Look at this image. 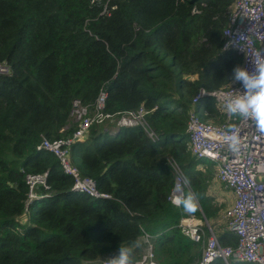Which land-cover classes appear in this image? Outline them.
I'll use <instances>...</instances> for the list:
<instances>
[{"label":"trees","instance_id":"obj_1","mask_svg":"<svg viewBox=\"0 0 264 264\" xmlns=\"http://www.w3.org/2000/svg\"><path fill=\"white\" fill-rule=\"evenodd\" d=\"M234 1L0 0V62L10 66L0 74V264H102L120 246L136 264L146 234L160 264L200 263L203 244L179 223L210 221L220 208L208 194L213 171L188 149L187 119L200 88L229 84L242 63L224 49ZM102 89L106 113L145 105L156 135L94 125L72 143L71 163L108 198L73 190L60 159L39 149L73 136L74 101L92 109ZM194 108L204 120L221 115L212 98ZM173 162L191 180L194 213L171 202ZM43 173L47 187L29 201L27 176ZM219 239L237 241L229 230Z\"/></svg>","mask_w":264,"mask_h":264},{"label":"built area","instance_id":"obj_2","mask_svg":"<svg viewBox=\"0 0 264 264\" xmlns=\"http://www.w3.org/2000/svg\"><path fill=\"white\" fill-rule=\"evenodd\" d=\"M223 35L224 49L225 45H229L227 49H233L242 56L241 66L251 68L252 65L246 62L239 49L244 47L251 52L264 48V0H235ZM9 73L10 66L0 62V74ZM239 91L242 88L239 85L231 87V82L216 89L200 88L188 112V149L194 156L214 162L215 181L233 192V202L226 207L222 217L228 224V230L237 237L234 245H223L207 219L200 220L194 214L183 217L179 223L182 233L203 244L199 264H212L219 260L225 264H232L233 261L264 264V135L257 132L251 121L230 117L227 113L226 97L238 95ZM107 96L106 89H102L92 109L75 100L72 117L77 129L73 136L55 140L45 138L39 146V149L48 150L60 159L64 172L74 179L73 190L92 197L108 198L110 194L101 192L93 178L83 176L71 163L70 147L74 141L85 139L92 126L100 124H113L118 128L142 126L151 137L156 136L147 122L150 110L145 105L118 114L106 113L104 107ZM206 98L215 100L221 114L218 120H204L194 108L201 99ZM229 124L240 134L241 145L236 152L229 150L220 141L223 130ZM172 166L176 177L171 202L179 195L175 185L182 183L186 176L175 162ZM46 179L47 173L27 176L29 201L38 197L39 186L47 187ZM188 190L185 188L183 194L186 195ZM145 240L148 243L147 249L136 264H160L156 259L151 236L146 234ZM109 261L105 260L102 264H109Z\"/></svg>","mask_w":264,"mask_h":264},{"label":"clouds","instance_id":"obj_3","mask_svg":"<svg viewBox=\"0 0 264 264\" xmlns=\"http://www.w3.org/2000/svg\"><path fill=\"white\" fill-rule=\"evenodd\" d=\"M228 47L229 45H225V49ZM239 50L243 52L246 62L252 67L236 65L232 68L231 87L239 85L242 91H239L238 95L226 97L225 108L230 117L251 121L257 132L264 135V48L251 52L244 47ZM220 141L233 152L240 149V134L232 124L223 130ZM190 185V178L183 177L182 183L175 185V191L179 195L173 199L172 203L178 208L182 207L185 212L194 213L197 211L198 198L190 190ZM185 188L189 189L186 195L183 194ZM109 264H133L132 250L129 247L120 246Z\"/></svg>","mask_w":264,"mask_h":264},{"label":"rangeland","instance_id":"obj_4","mask_svg":"<svg viewBox=\"0 0 264 264\" xmlns=\"http://www.w3.org/2000/svg\"><path fill=\"white\" fill-rule=\"evenodd\" d=\"M210 119H215V118H210ZM206 120H209V119H206ZM200 168H202V169L211 168V170L213 171V181L209 185V188L211 189L210 194L213 196L214 203L220 208V210H219V215L217 217L211 219L209 222H210V225L213 227L214 231H216V233H218L220 235L223 231L228 230V228H227L228 224H227L226 220L223 219V217L220 215V213L222 212V209H223V212L226 209L229 196H228V193H225V190H223V189H221V190H223L222 195L216 194L215 190H217L219 184H218V182L215 181V172H216V164L215 163H213L212 161L206 160V163L205 164L202 163L200 165ZM216 198H217V200H216ZM24 219H25L24 217H21L22 221H24ZM217 262H219V261H217Z\"/></svg>","mask_w":264,"mask_h":264},{"label":"crops","instance_id":"obj_5","mask_svg":"<svg viewBox=\"0 0 264 264\" xmlns=\"http://www.w3.org/2000/svg\"><path fill=\"white\" fill-rule=\"evenodd\" d=\"M210 120H215V119H210ZM98 126H100V127H102L103 129H105V130H109V131H111L112 133L113 132H115V131H117L119 128L117 127V126H115V125H113V124H100V125H98ZM214 163V162H213ZM213 181V180H212ZM217 182V181H216ZM218 184H219V186H218V188H217V190H215L216 191V194H219V195H222V191L223 190H225V193H228V196H229V198H228V201H227V207L233 202V199H234V197H233V192L232 191H230L229 189H227V188H225V186H223V184H221V183H219L218 182ZM221 189H223V190H221ZM210 191H211V189L209 188L208 189V194L213 198V196L210 194ZM216 200H217V198H216ZM215 200V201H216ZM197 202H198V200H197ZM225 203V202H224ZM222 212H223V209H222ZM220 213V215L222 216V214L223 213ZM199 219V218H198ZM206 219V218H205ZM208 220V219H207ZM209 222V221H208ZM210 223V222H209ZM228 227V226H227ZM219 235V234H218ZM198 243H200V242H198ZM220 262H222L221 260H219ZM240 262H238V261H233V263L232 264H239Z\"/></svg>","mask_w":264,"mask_h":264}]
</instances>
